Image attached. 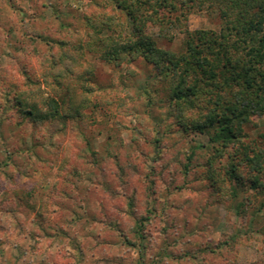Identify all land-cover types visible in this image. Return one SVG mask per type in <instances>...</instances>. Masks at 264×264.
I'll return each instance as SVG.
<instances>
[{
	"label": "rangeland",
	"instance_id": "rangeland-1",
	"mask_svg": "<svg viewBox=\"0 0 264 264\" xmlns=\"http://www.w3.org/2000/svg\"><path fill=\"white\" fill-rule=\"evenodd\" d=\"M119 1L0 0V264H264V173L256 189L249 163L241 186L226 173L264 151V115L223 150L191 125L208 97L174 104L142 57L103 59L129 36ZM160 13L147 32L175 53L181 28L223 25L207 6ZM18 99L59 116L34 123Z\"/></svg>",
	"mask_w": 264,
	"mask_h": 264
},
{
	"label": "trees",
	"instance_id": "trees-1",
	"mask_svg": "<svg viewBox=\"0 0 264 264\" xmlns=\"http://www.w3.org/2000/svg\"><path fill=\"white\" fill-rule=\"evenodd\" d=\"M118 5L129 19V36L121 38L120 43L113 39L112 47L102 53L103 59L113 62L126 55L142 57L156 67L159 79L171 81L170 99L174 104L184 102L193 108L195 100L208 97L201 120L191 124L194 130L207 134L212 143L225 150L238 141L251 116L264 115V0H120ZM195 6L218 11L223 23L219 34L181 28L183 51L175 53L159 47L157 39L147 32L148 22L156 21L160 28L167 25L160 11H180L181 18L174 21L181 23ZM16 106L34 123L59 116L54 100L48 102L50 110L38 118L35 108L26 110L22 100L18 99ZM258 150L247 151L253 156L242 151L244 158L239 162L229 154L228 177L239 183L238 167L246 162L254 172L252 189L260 186L264 151ZM232 191L236 192L234 188Z\"/></svg>",
	"mask_w": 264,
	"mask_h": 264
}]
</instances>
